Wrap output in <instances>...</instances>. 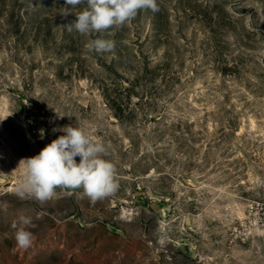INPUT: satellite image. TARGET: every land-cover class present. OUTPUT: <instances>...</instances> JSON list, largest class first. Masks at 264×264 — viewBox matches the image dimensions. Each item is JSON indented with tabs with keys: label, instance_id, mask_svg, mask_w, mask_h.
Segmentation results:
<instances>
[{
	"label": "rangeland",
	"instance_id": "1",
	"mask_svg": "<svg viewBox=\"0 0 264 264\" xmlns=\"http://www.w3.org/2000/svg\"><path fill=\"white\" fill-rule=\"evenodd\" d=\"M157 3L82 36L84 5L0 0V264H264V0ZM68 125L108 147L118 191L18 198L20 162Z\"/></svg>",
	"mask_w": 264,
	"mask_h": 264
},
{
	"label": "clouds",
	"instance_id": "2",
	"mask_svg": "<svg viewBox=\"0 0 264 264\" xmlns=\"http://www.w3.org/2000/svg\"><path fill=\"white\" fill-rule=\"evenodd\" d=\"M65 5L71 8L84 5L76 11L75 21L65 25L69 32L75 30L82 36L121 28L141 10L159 11L157 0H65ZM69 13L66 11L63 15ZM115 47V41L103 38L89 40L86 44L89 52L97 54L114 52ZM52 131L63 135L52 140L37 155L20 162L24 171L15 189L18 198L43 205L56 195L58 188H82L83 194L95 203L118 191V169L112 160L106 158L108 147L104 143L77 126L68 125ZM44 134L45 130L40 129L41 139ZM31 223V217L21 216L19 224L23 227L12 225L16 229V243L21 248L31 246L33 234L27 230Z\"/></svg>",
	"mask_w": 264,
	"mask_h": 264
}]
</instances>
